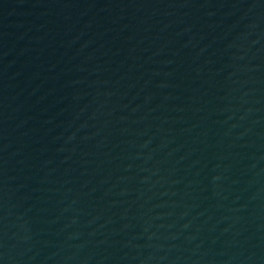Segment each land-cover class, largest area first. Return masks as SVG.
Returning <instances> with one entry per match:
<instances>
[{
  "label": "water",
  "instance_id": "95a60500",
  "mask_svg": "<svg viewBox=\"0 0 264 264\" xmlns=\"http://www.w3.org/2000/svg\"><path fill=\"white\" fill-rule=\"evenodd\" d=\"M0 264H264V0H0Z\"/></svg>",
  "mask_w": 264,
  "mask_h": 264
}]
</instances>
